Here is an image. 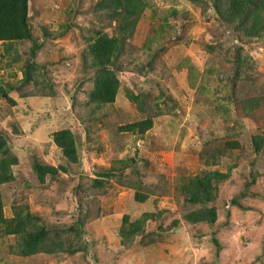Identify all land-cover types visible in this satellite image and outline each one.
Here are the masks:
<instances>
[{"label":"rangeland","instance_id":"rangeland-1","mask_svg":"<svg viewBox=\"0 0 264 264\" xmlns=\"http://www.w3.org/2000/svg\"><path fill=\"white\" fill-rule=\"evenodd\" d=\"M231 1H29L0 41V264H264V5Z\"/></svg>","mask_w":264,"mask_h":264},{"label":"trees","instance_id":"trees-1","mask_svg":"<svg viewBox=\"0 0 264 264\" xmlns=\"http://www.w3.org/2000/svg\"><path fill=\"white\" fill-rule=\"evenodd\" d=\"M30 0H0V41L6 40H22V39H31L32 34L29 26V7ZM118 1V0H114ZM138 3L140 6V0H130L128 11L133 8V4ZM264 5V0H233L230 2V6L234 9L233 12L228 13L224 12L221 9V6L217 5V9L219 11V15L224 17L227 23H233L237 20L238 17H241V23L245 22L249 17L252 19L259 18L257 14H251L258 10V7H262ZM227 15L228 17H225ZM253 20V19H252ZM252 20L251 26H252ZM100 40V39H99ZM96 43L97 49L101 46H104L103 41H99ZM111 80L105 74L104 76L99 77V82L96 85V89L94 92V98L100 101H112L113 95L116 92V87L113 85L110 86ZM112 97V98H111ZM55 138L58 144L64 148L66 155L70 156V158L75 159L74 154V136L71 131L66 130L62 132L55 133ZM256 143H259L256 141ZM74 154V155H73ZM47 166V165H46ZM42 166L38 173L40 179H44L46 173H50L55 171V168L49 166ZM200 187V186H199ZM202 192H208V188L200 187ZM196 195L195 193H193ZM199 200V199H197ZM202 214V213H201ZM208 215H200L199 219L202 220H211L214 221L216 218V212L213 211L212 208H208ZM2 219L1 208H0V220ZM41 236L37 235L36 240H39Z\"/></svg>","mask_w":264,"mask_h":264}]
</instances>
